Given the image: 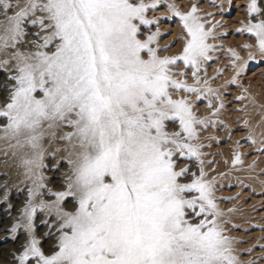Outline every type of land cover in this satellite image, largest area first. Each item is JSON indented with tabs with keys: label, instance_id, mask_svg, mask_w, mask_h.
Segmentation results:
<instances>
[{
	"label": "snow or ice",
	"instance_id": "obj_1",
	"mask_svg": "<svg viewBox=\"0 0 264 264\" xmlns=\"http://www.w3.org/2000/svg\"><path fill=\"white\" fill-rule=\"evenodd\" d=\"M161 7L165 14L149 17ZM246 7L236 32L255 43L241 45L247 58L227 49L234 74L213 87L227 70L207 75L212 53L223 48L209 41L222 25L196 3L181 11L170 0H0V141L27 184L18 216L0 227L8 234L0 239L25 234L12 264H256L240 259L239 251L253 249L238 250L244 241L228 234L226 225L238 227L230 218L236 208L218 201L236 197L217 196L218 179L203 159L210 145L201 141L221 126L231 138L220 119L229 86L240 88L235 102L257 104L238 81L264 64V0ZM163 19H178L181 32L161 45L170 35ZM178 41L177 54H161ZM200 103L208 115L199 114ZM258 110L255 123H234L264 154V104ZM231 163L243 164L242 153ZM10 187L0 183L9 215Z\"/></svg>",
	"mask_w": 264,
	"mask_h": 264
},
{
	"label": "rangeland",
	"instance_id": "obj_2",
	"mask_svg": "<svg viewBox=\"0 0 264 264\" xmlns=\"http://www.w3.org/2000/svg\"><path fill=\"white\" fill-rule=\"evenodd\" d=\"M170 2L176 3L177 7H179L181 11H187L191 4L196 3L200 9L201 15L213 13L211 16H206V19L212 23L219 22L222 25V27L215 29L218 34L217 38L215 40H210L209 43L223 45V48H218L212 53L215 59L207 65V75L209 77L215 76L217 69H227L218 78L211 81L213 87L222 85L226 80H229L234 73L232 72L233 69L229 65L232 58L230 57L231 54L227 51V49L234 48L238 53H240V55L246 56L248 54V50L242 49L241 45L245 44V42L251 43V40H253L252 43H255L254 39L249 35L238 34L236 32V29L243 27L241 21H244L245 23L247 22L248 14L246 3H248V0H170ZM166 12L167 9L161 7L154 12H150L149 17L161 16ZM259 18L260 17H257V19ZM164 24H168V28L170 29L165 28ZM209 27H211V24H209ZM160 28L162 32L167 31L170 33V35H164L163 39L166 37L173 39L181 31L178 19L174 20V22H170L168 19H163L161 21ZM152 30L154 31L155 28ZM171 30L175 31V33ZM219 33L227 34L219 35ZM177 43L171 47L173 50L172 53L167 51L165 54L171 55L174 54V52L177 54L178 52L176 51H180L181 42ZM182 68L183 65H180V68L174 69V71L181 70ZM261 73H264V64H260L259 67L252 64L251 70L241 76L238 81L239 85L247 87L249 89V93L255 97L257 107L256 105L253 106L250 102L248 103L247 100L235 102L234 98L241 94L239 86H229L227 89V91L231 94L226 96L228 106L221 112L222 115L220 114V119L225 121V123L232 130L231 138H229L228 129H225L223 126H221L219 130L210 128L201 135V141L206 145H210V147H205L203 149V151L207 154L203 157V159L206 162L205 170L209 173V178L216 176L218 179L217 196L236 197V199L231 201H218L221 208L225 210L232 207L236 208V211L231 214L230 218L232 220V224L238 225V227L226 225L228 234L244 241L243 243H238L236 245L238 250L248 249L250 247L253 249L251 253L239 251L238 255L240 259L242 261L255 260L256 264H264V248L259 246L264 244V154L253 150L249 142L243 139L246 130L243 129L242 122L237 125L234 121L237 117H241L242 119L247 117L254 123L257 119H260V115L258 114L259 117L257 116V112H259V110L254 109L255 107L258 108V105L264 104V75ZM0 77H2V74H0ZM180 78L183 79V77ZM191 82L192 81L189 76V83ZM0 100H2V96H0ZM247 104H250L247 106L248 108H246L247 111L245 112L247 113L244 111H242L243 113L233 111V109L236 108H245ZM199 114H209L206 103H200ZM209 136H217L219 139L218 141L207 139ZM237 140H240V146L236 144ZM4 147V142L0 141V183L7 180L11 185H16V187L9 188V202L15 205L10 215L4 211L7 209V203L0 202V227H10L11 223L18 216L17 209L22 206V203L26 198L27 184H19L20 177H18L17 174L18 169L16 168L14 158L11 156L10 152L7 157L3 155ZM236 151L242 153L243 164L233 167L231 161L233 159V154ZM253 160L257 162L256 166H259L257 170L255 168H249V165L252 164ZM208 161H211V163H208ZM182 165L183 161H181V166ZM193 170H195V168ZM5 171L8 172L7 176L3 175ZM221 173H225L226 175L221 176ZM46 175H52V173L49 172L46 173ZM49 186L52 187L53 185L50 184ZM17 188L21 190L18 191ZM44 230L45 229L43 227L39 229L40 232H43ZM7 235L8 234L5 232H0V238ZM18 236L19 238L16 240H12L11 238L6 240L0 239V264H12L11 252L19 248L25 238V234L21 232ZM51 242V240H45V248H47V245Z\"/></svg>",
	"mask_w": 264,
	"mask_h": 264
},
{
	"label": "bare ground",
	"instance_id": "obj_3",
	"mask_svg": "<svg viewBox=\"0 0 264 264\" xmlns=\"http://www.w3.org/2000/svg\"><path fill=\"white\" fill-rule=\"evenodd\" d=\"M246 2H247V1H246ZM246 4H247V3H246ZM185 7H186V6H185ZM184 9H185V8H184ZM162 10H163V9H162ZM185 11H186V10H185ZM163 12H164V11H163ZM247 18H248V17H247ZM162 25H163V22H162ZM164 26H165V28H168V27H169L168 24H166V25L164 24ZM168 29H170V28H168ZM168 29H167V30H168ZM165 30H166V29H165ZM171 31H172V30H171ZM166 32H167V31H166ZM172 32L175 33V31H172ZM180 32H181V31H180ZM178 33H179V32H178ZM171 34H172V33H171ZM246 35H248V34H246ZM174 36H175V35H174ZM172 37H173V35H172ZM166 38H167V39H166ZM166 38L163 39V37H162V39H160V44H161V45H163V44H165V43H168L170 40H172V38H168V37H166ZM248 38H249V37H248ZM248 38H247V39H248ZM249 39H250V38H249ZM245 40H246V39H245ZM247 41H248V40H247ZM252 41H253V40H251V43H252ZM178 42H179V41H178ZM249 42H250V41H249ZM245 43H246V42H245ZM177 44H178V43H177ZM231 44H232V43H231ZM177 46H178V45H177ZM230 46H231V45H230ZM233 47H234V46H233ZM235 47H236V46H235ZM177 48H178V47H177ZM179 48H180V46H179ZM227 48H228V46H227ZM236 48H237V47H236ZM178 50H179V49H178ZM180 50H181V48H180ZM237 50H238V49H237ZM172 51H173V50H172L171 48L168 50L169 53H172ZM241 51H242V50H241ZM241 51H240V52H241ZM176 52H179V51H176ZM244 52H245V51H244ZM169 53H168V54H169ZM161 54L164 55L165 53H161ZM174 54H175V52H174ZM239 54H240V53H239ZM246 54H247V52H246ZM171 55H173V54H171ZM241 56H242V55H241ZM246 56H247V55H246ZM246 56L244 55V56H242V57L247 58ZM227 57H228V56H227ZM230 57H231V56H230ZM227 64H228V62H227ZM230 64H231V63H229V65H230ZM223 67H224V66H223ZM228 71H229V70H228ZM232 72H234V70H233ZM228 73H229V72H228ZM224 74H225V73H224ZM233 74H234V73H233ZM189 76H190V75H189ZM227 78H228V77H227ZM260 80H261V79H260ZM222 81H223V80H222ZM261 81H262V80H261ZM216 82H217V81H216ZM219 82H220V81H219ZM222 83H223V82H222ZM220 84H221V83H220ZM262 84H263V82H262ZM262 86H263V85H262ZM263 89H264V88H263ZM234 91H235V90H234ZM237 94H238V93H237ZM261 94H262V92H261ZM246 100H247V99H246ZM247 101H248V100H247ZM248 103H249V101H248ZM249 105H250V104H247L246 106H249ZM253 106H254V105H253ZM256 107H257V104H256ZM256 107H255L254 110L258 109V108H256ZM243 108H244V107H243ZM247 108H248V107H247ZM250 109H251V108H250ZM246 111H247V110H246ZM249 111H250V110H249ZM244 112H245V111H244ZM254 112H255V111H254ZM242 113H243V112H242ZM245 113H247V112H245ZM245 113H244V114H245ZM252 113H253V110H252ZM255 114H256V112H255ZM258 114L260 115V111L257 112V116L259 117ZM221 115H222V114H221ZM238 115H239V114H238ZM247 115H248V114H247ZM235 116H236V115H235ZM235 116H234V117H235ZM249 116H251V115H249ZM249 116H248V117H249ZM252 117H253V115H252ZM235 118H236V117H235ZM255 119H256V118H255ZM233 120H234V119H233ZM257 120H259V119H257ZM251 121H252V120H251ZM253 123H254V122H253ZM254 168L257 170V168H259V166H255ZM252 169H253V168H252ZM251 171H252V170H251ZM258 172H260V171H258ZM255 173H256V172H255ZM250 183H251V182H250ZM258 186H259V185H258Z\"/></svg>",
	"mask_w": 264,
	"mask_h": 264
}]
</instances>
